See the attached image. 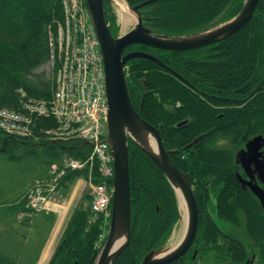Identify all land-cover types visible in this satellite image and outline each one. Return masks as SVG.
<instances>
[{
  "label": "trees",
  "instance_id": "16d2710c",
  "mask_svg": "<svg viewBox=\"0 0 264 264\" xmlns=\"http://www.w3.org/2000/svg\"><path fill=\"white\" fill-rule=\"evenodd\" d=\"M244 2L159 0L145 8L151 7L146 14L148 28L170 37L204 31L236 16ZM63 18L62 0H0V105L21 110L20 89L51 99L53 76L44 78L36 71L49 61V32ZM210 47L190 51L148 48L162 64L132 59L127 68L129 94L140 116L160 131L166 150L194 187L200 213L194 247L202 246L205 255L220 249L216 243L219 227L211 217L216 212L221 220L245 227L264 264V210L235 174L238 148L254 135L264 134V0L244 27ZM49 126H55L54 120H37L29 139L10 137L0 130V154L19 147H41L46 162L38 177L65 156L88 157L91 146L87 142L44 141L42 131ZM129 165L132 237L114 264H139L150 251L165 246L180 217L174 189L132 139ZM97 169H93L94 181H99ZM81 175L87 171L70 173L63 187ZM3 186L0 182V264H35L50 228L48 220L42 218L44 228L36 219L19 221L18 215L28 211L24 194L30 185L18 195ZM90 218L89 206L74 210L49 264L95 262L102 221L99 216L91 223ZM220 250L232 256L234 264L247 258L238 240ZM195 262L189 252L174 264Z\"/></svg>",
  "mask_w": 264,
  "mask_h": 264
},
{
  "label": "water",
  "instance_id": "95a60500",
  "mask_svg": "<svg viewBox=\"0 0 264 264\" xmlns=\"http://www.w3.org/2000/svg\"><path fill=\"white\" fill-rule=\"evenodd\" d=\"M158 0H147L132 8L137 15V23L129 32L114 37L104 16V0H87L92 22L100 44L105 68L106 90L108 98L107 138L113 157L114 196L112 217L107 240L99 251L93 264H113L128 248L132 237L131 180L129 166V138H131L158 165L177 195L183 219L181 201L187 210V223L180 241L175 246H162L150 251L139 264H171L188 252L196 239L199 225V209L194 190L184 172L177 167L166 151L159 130L142 119L131 100L126 66L134 58H146L162 64L154 55L142 51L124 54L132 45H145L161 50L186 51L201 48L219 42L244 27L254 16L260 0H245L241 11L232 19L210 28L184 36L156 35L143 25L139 9ZM171 70V69H170ZM179 76L175 71H173ZM180 77V76H179ZM181 78V77H180ZM262 136L248 143L252 148L251 161L260 166L264 177V161L260 160L259 145ZM246 155V154H244ZM255 193L264 208V190L254 187Z\"/></svg>",
  "mask_w": 264,
  "mask_h": 264
},
{
  "label": "built area",
  "instance_id": "2783aa9c",
  "mask_svg": "<svg viewBox=\"0 0 264 264\" xmlns=\"http://www.w3.org/2000/svg\"><path fill=\"white\" fill-rule=\"evenodd\" d=\"M66 21L52 36L50 46L52 62L58 58L62 64L57 77V89L50 102L29 98L23 100L24 112L0 106V129L14 136L33 135L35 119L53 118L57 127L46 130L48 139L65 140L83 138L94 141V155L107 168V146L100 142L105 133L104 115L107 110L103 67L97 40L88 15L80 0H65ZM84 163L68 159L63 167L51 170L53 181L61 178L68 169H76ZM94 209L107 212L110 194L104 186L94 188ZM30 205L36 210L47 208L48 196L36 188L29 195Z\"/></svg>",
  "mask_w": 264,
  "mask_h": 264
},
{
  "label": "rangeland",
  "instance_id": "374dc122",
  "mask_svg": "<svg viewBox=\"0 0 264 264\" xmlns=\"http://www.w3.org/2000/svg\"><path fill=\"white\" fill-rule=\"evenodd\" d=\"M127 13L129 15V18H126ZM117 14H118L122 33H126L130 31L136 23L135 15L133 13L129 14V11L127 10L125 12L123 8L120 9V7L117 9ZM126 19H128V21H125ZM53 72L54 71L52 69V66L49 64L43 65L41 68H39L36 71L37 74L40 75L44 74L42 75L44 78H52ZM45 160H46L45 150L42 149L41 147H37L35 149L19 147L14 151H10L6 154H0V182L5 187L7 188L9 187L12 190L13 194L15 191V195H18L26 187H28L34 182L36 177L42 171V168L46 162ZM70 190L75 191L76 198H78L80 194L84 196L83 181H81L79 185L73 184ZM65 198H66L65 202L68 203L70 195L69 196L65 195ZM80 199L81 198H78V200ZM82 202L85 205H87V202L85 201ZM76 203H77V199H74L71 202L69 209L67 208V206H64L63 212L64 213L66 212L65 217L52 215L54 219L52 222L51 230L48 233V239L50 240V242L51 241L53 242L50 250L51 255L54 254L57 247L59 246V243L62 239V234L67 225V220H68L67 217L69 213L71 214L72 209L74 208ZM219 224L222 228H225L226 231L233 229V234L239 236L240 238L243 237L245 239L244 241H246L251 245L253 244L251 239L248 238V235L245 232V227L243 225H234V224L231 225L221 220ZM184 225H185L184 221L180 222L179 225H177L175 232L170 240L169 243L170 246L173 247L180 241L184 233V228H185ZM250 254L251 256H254V264H260L259 262H257L258 261L257 255H254V252L252 251L250 252ZM39 258L36 264L38 263ZM204 262H205L204 264H217L216 263L217 261L215 260L214 257V252H209Z\"/></svg>",
  "mask_w": 264,
  "mask_h": 264
},
{
  "label": "flooded vegetation",
  "instance_id": "af4514ba",
  "mask_svg": "<svg viewBox=\"0 0 264 264\" xmlns=\"http://www.w3.org/2000/svg\"><path fill=\"white\" fill-rule=\"evenodd\" d=\"M145 1H147V0H143V1H137V0H104V16H105V19L108 20V21L106 20V22H108L110 24L111 33L114 37H116L119 34V32L117 31V28L119 30V24H118L119 18H118V14H117V9L119 7H120V9L121 8L125 9L126 7L127 8H133L135 6H138L142 3H144ZM154 3L155 2H153L151 4L144 5L143 7H141L139 9V12L141 13L142 18H143V25L147 28H148V25H150V17H148L146 14L148 11L151 10V7H153L151 5H153ZM147 6H151L150 9L146 10L145 8ZM217 43L218 42H216L214 44H217ZM214 44L207 45V46L197 48V49H203V48H207V47H208V49H210V48H212L210 46H212ZM148 48L152 49V47H148L145 45H132L125 50L124 54L130 53L132 51H142V52L152 54ZM153 49H155V48H153ZM191 50H196V49H191ZM186 51H190V50H186ZM250 139L251 138H249L241 147H239L237 151L235 148L236 157H237L236 162H237V166H238V168L235 170V174L238 177L242 188L247 193H249L251 196L255 197L260 202L259 198L255 194L254 187H256V188L258 187L261 190H264V177L259 171L260 166H257L253 161H251L250 156L252 154V148L250 150V155L249 154H247L246 156L245 155H243V156L239 155V153L242 150L246 149L247 142ZM262 144H263V142L260 141V143H257L256 145L253 146V149L255 150V148H257L259 145L262 146ZM259 152L261 153L259 159L264 161V145H263V147H261ZM239 176H241L243 179H245L249 183L243 184L242 181L240 180L241 178ZM236 194L237 193H234V196H236ZM218 215L219 214L216 212L211 213V217L214 220L215 224H216V221H219V223H220L221 219L219 218ZM221 221H223V220H221ZM227 223L233 225L230 222H227ZM218 227H219V230H218L219 235H218V238L216 241L217 247L220 246V249H224V247L227 246V242L238 240V241L242 242V244L245 246V248L247 250V258L242 264H246L247 262H251V263L253 262L252 264H254V261H253L254 256H251L250 252L252 250H256L257 252H259V251L255 247V242L249 237V235H248V238L251 239V241L253 242L252 245L247 243L246 241H244L245 239L243 237L240 238L239 236L233 234V229L226 231L225 228H222L221 226H218ZM198 232H199V230H198ZM245 232H246V230H245ZM200 249H202V246L199 249L198 248L196 249L193 246L190 249V251H188L186 253V255H187L189 252H192V258L196 259V262L194 264H204L205 263L204 261L207 258V254L209 252H214V251H208L205 255V254H203L204 252ZM220 249L217 248V250H216L217 253L214 252V257H215V260L217 261L216 263L217 264H234L233 260H232L233 259L232 256L228 255L224 251H221ZM220 253H222V254H220ZM254 255H257V258L259 259L258 253L254 252Z\"/></svg>",
  "mask_w": 264,
  "mask_h": 264
},
{
  "label": "bare ground",
  "instance_id": "6f19581e",
  "mask_svg": "<svg viewBox=\"0 0 264 264\" xmlns=\"http://www.w3.org/2000/svg\"><path fill=\"white\" fill-rule=\"evenodd\" d=\"M127 11H129V9L126 7L125 8ZM128 18V17H127ZM125 21H128V19H126ZM181 205H182V210H183V217L185 218L184 220L187 223V210H186V205L184 203V200L181 201ZM50 248H51V244L48 246V248L45 250L44 256L42 258V260L39 262V264H46L48 259L50 258Z\"/></svg>",
  "mask_w": 264,
  "mask_h": 264
},
{
  "label": "crops",
  "instance_id": "0c3cea01",
  "mask_svg": "<svg viewBox=\"0 0 264 264\" xmlns=\"http://www.w3.org/2000/svg\"><path fill=\"white\" fill-rule=\"evenodd\" d=\"M77 185H79L80 184V181H78L77 183H76ZM78 189V188H77ZM73 193V196H72V194H71V196H70V198H69V201H68V203L65 205V206H67V208L69 209V207H70V205H71V202H72V197H74L75 198V191H73L72 192ZM76 199V198H75ZM76 205V204H75ZM66 213V212H65ZM37 220H38V222H39V227L40 228H44L45 227V225L41 222L43 219H42V217L41 216H39V217H37ZM48 240V239H47ZM46 243H47V241H46ZM46 243H45V245H46ZM45 245H44V247H45ZM43 251H44V248H43V250H42V252H41V256H40V258H39V262L42 260V258H43V256H44V253H43ZM37 260H38V258H37Z\"/></svg>",
  "mask_w": 264,
  "mask_h": 264
}]
</instances>
